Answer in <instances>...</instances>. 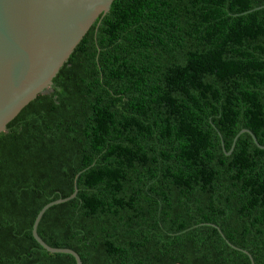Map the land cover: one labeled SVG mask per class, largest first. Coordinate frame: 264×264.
<instances>
[{
  "label": "trees",
  "instance_id": "trees-1",
  "mask_svg": "<svg viewBox=\"0 0 264 264\" xmlns=\"http://www.w3.org/2000/svg\"><path fill=\"white\" fill-rule=\"evenodd\" d=\"M114 7L0 133V264H77L76 189L82 264H264V0Z\"/></svg>",
  "mask_w": 264,
  "mask_h": 264
},
{
  "label": "water",
  "instance_id": "water-1",
  "mask_svg": "<svg viewBox=\"0 0 264 264\" xmlns=\"http://www.w3.org/2000/svg\"><path fill=\"white\" fill-rule=\"evenodd\" d=\"M114 2L0 0V133L67 69L96 20L105 13L116 12ZM244 132L250 133L255 144L264 149L249 129L243 128L236 137ZM234 143L226 154H230ZM75 195L77 189L66 198L44 204L34 218L32 235L47 251L71 254L77 264H82L77 252L54 248L37 232L38 223L48 207ZM251 264H254L253 258Z\"/></svg>",
  "mask_w": 264,
  "mask_h": 264
}]
</instances>
